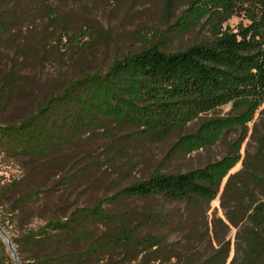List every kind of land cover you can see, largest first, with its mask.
Returning a JSON list of instances; mask_svg holds the SVG:
<instances>
[{
	"label": "trees",
	"instance_id": "trees-1",
	"mask_svg": "<svg viewBox=\"0 0 264 264\" xmlns=\"http://www.w3.org/2000/svg\"><path fill=\"white\" fill-rule=\"evenodd\" d=\"M191 16L192 26L204 18L208 37L171 52L156 44L129 51L105 70L80 73L61 90L44 96L23 118L1 122L0 163L6 158L37 163L73 144L81 134L104 136L112 143L114 128L121 126L134 128L128 136L162 138L225 104L236 113L209 116L194 132L179 136L169 152L209 146L234 127L242 129L240 138L230 144L226 155L202 167L154 171L90 206L37 225L30 224L28 206L39 198L40 190L21 186L43 165L18 179L0 176V206L5 208L0 226L20 264H98L101 256L114 261L118 256L116 264L172 260L173 264H233L237 255L241 264H264V198L257 199L255 193L264 196V161L256 151L254 161L229 173L240 159L246 124L258 109L264 116V106L260 108L264 105V0H200ZM232 17L239 18L234 27L224 24ZM256 140L264 148V136ZM224 178L220 207L236 228L229 262L230 242L218 240L214 246L206 218L198 239L205 242L207 252L191 261L183 246L192 233L168 241L160 230L169 226L170 215L105 209V204L118 200L154 197L204 209L217 196ZM230 187L234 188L232 207L226 199ZM94 225L104 230L98 232ZM0 253L7 264H14L1 238Z\"/></svg>",
	"mask_w": 264,
	"mask_h": 264
},
{
	"label": "rangeland",
	"instance_id": "rangeland-1",
	"mask_svg": "<svg viewBox=\"0 0 264 264\" xmlns=\"http://www.w3.org/2000/svg\"><path fill=\"white\" fill-rule=\"evenodd\" d=\"M199 5L200 0H0V123L23 118L44 96L61 90L80 73L105 70L114 58L129 51L156 44L171 52L205 39L209 31L204 18L193 26L188 23ZM238 21V17H232L224 24L234 27ZM235 113L231 104L222 105L162 138L128 136L134 130L131 126L114 128L112 143L104 136L81 134L73 144L37 163L2 160L0 176L18 179L29 169L43 165L27 185L21 186L26 191L32 185L40 190L28 213L31 225L41 224L51 216L90 206L154 171L183 172L222 158L230 144L240 138V127L226 131L209 146L189 152L169 151L179 136L194 132L209 116ZM246 125L240 159L229 173L244 162L254 161L256 151L264 161V148L256 140L264 136V116L260 117L259 109ZM224 182L225 178L217 196L204 209L161 197L118 200L105 204V209L170 215L169 226L160 230L168 241L192 233L183 246L191 261L207 252L205 242L198 239L206 218L213 245L218 240L230 242L229 262L234 255L236 228L226 221L220 207ZM233 189L230 187L226 194L228 207L233 205ZM255 193L257 199L264 198L261 192ZM4 209L0 206V217ZM92 228L104 230L97 225ZM119 259L101 256L97 263L116 264ZM0 264H7L1 253ZM167 264H173V260ZM233 264H241L239 255Z\"/></svg>",
	"mask_w": 264,
	"mask_h": 264
},
{
	"label": "water",
	"instance_id": "water-1",
	"mask_svg": "<svg viewBox=\"0 0 264 264\" xmlns=\"http://www.w3.org/2000/svg\"><path fill=\"white\" fill-rule=\"evenodd\" d=\"M0 238L4 241L6 245V249L10 253V256L13 260L14 264H20L19 259L17 257L14 245L9 237V235L6 233V231L0 226Z\"/></svg>",
	"mask_w": 264,
	"mask_h": 264
}]
</instances>
